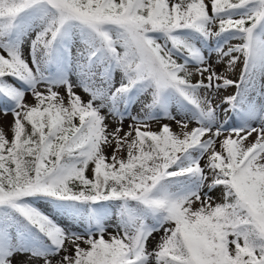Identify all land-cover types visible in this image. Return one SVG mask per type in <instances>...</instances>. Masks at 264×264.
<instances>
[{
  "label": "snow or ice",
  "instance_id": "snow-or-ice-1",
  "mask_svg": "<svg viewBox=\"0 0 264 264\" xmlns=\"http://www.w3.org/2000/svg\"><path fill=\"white\" fill-rule=\"evenodd\" d=\"M0 111V264H264V0H0Z\"/></svg>",
  "mask_w": 264,
  "mask_h": 264
},
{
  "label": "rangeland",
  "instance_id": "rangeland-1",
  "mask_svg": "<svg viewBox=\"0 0 264 264\" xmlns=\"http://www.w3.org/2000/svg\"><path fill=\"white\" fill-rule=\"evenodd\" d=\"M213 59H214V57H213ZM29 100H31V97H29ZM0 119H2V120L5 122V124H7L8 121H11L12 116H11L10 113H9L7 116H5V115L3 114V112L0 111ZM127 124H128V121L126 120V121H125V128H127ZM214 195L219 196V192L214 193Z\"/></svg>",
  "mask_w": 264,
  "mask_h": 264
}]
</instances>
